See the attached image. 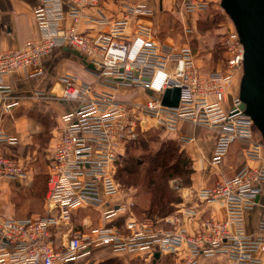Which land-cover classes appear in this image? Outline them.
Wrapping results in <instances>:
<instances>
[{
    "label": "built area",
    "instance_id": "obj_1",
    "mask_svg": "<svg viewBox=\"0 0 264 264\" xmlns=\"http://www.w3.org/2000/svg\"><path fill=\"white\" fill-rule=\"evenodd\" d=\"M99 3L43 0L34 11L38 40L22 49H0L2 111L19 104L17 97L8 102L13 92L4 85L5 78L25 69H31L30 78L44 75L43 61L56 50L78 52L107 88L99 91L66 75L58 79L63 84L59 97L34 93L37 99L47 97L69 108L61 117L50 156L47 213L20 219L0 214V264H89L98 249L146 256L150 264L169 256L182 264L218 257L233 264H264L260 256L264 252V163H248L232 178L218 179L196 193L202 204L224 205L223 221L205 218L186 206L165 219H140L136 197L126 194L116 178V166L139 132L155 128L178 133L181 121L217 133L211 168L221 166L237 142L248 144L244 149L248 161L264 162V145L254 142V121L242 109L239 95L229 92L235 78L244 74L245 48L236 28L224 43L225 69L203 74L192 48L161 42L152 23L144 21L154 15L151 8L122 3L123 18L113 22L103 15L85 16V10ZM181 4L189 14L205 13L210 7L209 0H181ZM67 20L109 26V31L91 35L94 28L89 27L81 33L67 26ZM119 88L142 90L147 99L120 100L114 93ZM173 89L180 90L178 106H165V92ZM177 141L188 144L192 138L180 135ZM18 144L15 136L2 130L0 120V178L23 183L27 170L7 153L8 147ZM184 188L174 186L179 192ZM256 208L262 209L261 216L250 229L247 220ZM87 212H97L99 223H104L94 224Z\"/></svg>",
    "mask_w": 264,
    "mask_h": 264
},
{
    "label": "crops",
    "instance_id": "obj_2",
    "mask_svg": "<svg viewBox=\"0 0 264 264\" xmlns=\"http://www.w3.org/2000/svg\"><path fill=\"white\" fill-rule=\"evenodd\" d=\"M209 1L210 7L209 10L205 12L206 14L209 11H213V9L218 8L221 2V0ZM42 2L43 0H0L1 50L22 49L27 43L38 40L39 35L37 25L34 20V11L42 4ZM122 3L132 5H146L151 8L154 15L151 18H144V21L152 23L155 33V30L157 29L156 24H158L160 18L164 16H171L172 18L181 21V23L184 25V33L187 38L192 36L195 32V15L197 13H186L183 10L181 0H100L99 6L85 10L84 14L85 16L91 18H99L101 15H103L105 18L110 20V22L120 20L124 15L121 5ZM65 24L69 27L75 26L78 32L81 33L86 32L89 27H92L94 30L90 32L91 35H96L99 32L103 33L109 31V26H87L82 22L74 24V21L72 20H67ZM187 30H191V33L190 31L187 33ZM163 43L176 46L175 44L178 42H176L175 38L169 36ZM43 66L46 72L42 76L30 78L28 73L31 71V69H25L6 77L4 80V85L13 92V96L8 97V102L12 101L11 97H17L19 100L17 107L10 110L9 112L5 110L2 111V109L0 110L2 130L5 131L9 136H15L19 141L17 146L7 148L8 154L9 151L11 153L12 151H15V149L17 150L21 145V141H23V136H27L32 132L33 128H35L31 118L26 115L28 109L34 107V103L37 104L36 101H38V99L34 97L35 92L51 94L53 97L58 96L57 94L60 92L62 94V90L57 84L56 80L66 75L76 77L79 82L83 80L82 82L95 85L96 89L99 91L107 89L98 82L97 77L93 73L94 70L85 65L84 60L79 58L73 52L67 50H56L50 56L44 59ZM241 79L242 76L238 75L231 83L229 92L232 96L239 95ZM137 91H139V94ZM114 93L116 94L117 98L124 101H129L127 99H131V96H135L136 94H138V96H143V98H138L136 96V98H133V101L145 102L147 99L144 92L139 89L119 88L115 90ZM58 104L61 108L59 117L60 121L62 115L67 110V106L65 104H61L60 102H58ZM178 129L179 132L169 134V138L174 141H177V138L180 135H185L192 138L190 143L180 145L181 149L192 161L194 172L191 177V186L180 191L183 201L182 203L178 204L179 206L177 205L176 207H178V209L180 206L191 207L197 210L198 213L203 215L205 218L214 217L223 221L225 219L224 205L222 203L202 204L197 200L196 193L204 188L212 187L218 179L232 178L244 165L248 163L254 166H261L264 162L263 160L259 162L248 161L244 154V149L248 146V144L237 142L231 147L223 164L219 167L211 168L210 160L212 158L217 133L205 127L194 125L191 122L183 121L179 122ZM202 131L204 132V137H201V135L198 134V132ZM260 136L261 135L258 133L254 134V142L264 145ZM261 212L262 209L256 208L248 217L247 223L250 229L259 220ZM85 214L89 215L92 219V222L96 225L104 223L102 220L99 223V214L97 212H90L89 214L87 212ZM10 215L11 213L4 216L13 218L12 215ZM102 252H104V254ZM97 254L105 255L107 260L112 259V256L114 257L121 255L114 254L109 249H98L90 259V263L92 262L91 260H93V258L95 259ZM260 256L264 259V252H262ZM105 258H103L101 261H104ZM98 263H100V261H98ZM179 264L182 263L179 262ZM197 264L233 263L226 260L224 257H218L215 259L200 258Z\"/></svg>",
    "mask_w": 264,
    "mask_h": 264
},
{
    "label": "rangeland",
    "instance_id": "obj_3",
    "mask_svg": "<svg viewBox=\"0 0 264 264\" xmlns=\"http://www.w3.org/2000/svg\"><path fill=\"white\" fill-rule=\"evenodd\" d=\"M195 17L196 29L194 34L188 38L185 36V28L181 21L171 16L160 18L159 23L156 24V35L162 42L171 36L178 42L175 44L177 47L189 46L192 48L197 55L198 66L203 74L224 70L227 59L224 43L228 34L235 28L233 22L220 5L207 14L197 13ZM82 81L81 83H85ZM56 82L63 90V84L58 79ZM137 92L139 94V91ZM60 94L61 92L57 94L58 97ZM138 94L127 100L133 101L136 96L143 98ZM36 102L37 104L34 103V107L28 109L26 114L31 118L35 128L30 134L23 136V141L17 150L15 149L11 153L9 151V155L19 160L23 168L27 170L28 179L23 183H17L0 178V214L11 213L13 218L43 216L47 213L50 156L59 136L61 108L56 100L47 97L38 99ZM256 133L261 135L255 128L254 134ZM198 134L204 137L203 131ZM260 137L262 138V136ZM170 141L174 140L170 139L169 134L163 130L152 128L139 132L137 140L127 146L125 155L116 166V177L126 190V194H138L137 216L142 217L143 214H150L148 210L152 195L149 191L152 188L165 189L167 196L170 195L169 189L171 188L175 191L174 198L181 197V193L175 190L174 186L186 185L191 178V171L194 172L192 162L189 163L185 154L180 155V153L176 156L180 163L173 171L164 172V169L151 171V158L163 144ZM174 142L181 144L176 140ZM131 159L135 160L136 165L132 162L133 165L127 163L126 160L130 161ZM173 162L169 161L168 164L172 166L176 161ZM178 210V207L175 206L173 214ZM102 253L104 254V252ZM105 257V255L97 254L89 264H100L107 260ZM103 258L105 260L101 261ZM111 258L114 260L111 264H150L147 262L146 256L137 254L123 253ZM177 260V258L169 256L163 258L158 264H179Z\"/></svg>",
    "mask_w": 264,
    "mask_h": 264
},
{
    "label": "water",
    "instance_id": "obj_4",
    "mask_svg": "<svg viewBox=\"0 0 264 264\" xmlns=\"http://www.w3.org/2000/svg\"><path fill=\"white\" fill-rule=\"evenodd\" d=\"M220 7L233 22L245 48L239 97L242 109L254 121L264 143V0H221ZM67 51L80 56L78 52ZM84 64L95 69L85 60ZM179 97V89L167 90L163 104L177 107ZM159 257L157 254L156 258Z\"/></svg>",
    "mask_w": 264,
    "mask_h": 264
},
{
    "label": "trees",
    "instance_id": "obj_5",
    "mask_svg": "<svg viewBox=\"0 0 264 264\" xmlns=\"http://www.w3.org/2000/svg\"><path fill=\"white\" fill-rule=\"evenodd\" d=\"M217 71H219V70H217ZM178 153H180V155L185 154L186 158L189 160V163L192 162L189 159V157L187 156V154L181 149V146L177 142L170 141L169 143L163 144L160 147V149L156 152V154L151 158V167H152L151 171L160 170V169H164V172H167L169 170L173 171L174 169H176V166L178 167V165L180 163L178 157L176 158ZM174 160L176 161V163L173 164L172 166H170V164H168V162L169 161L173 162ZM126 161L129 165L131 162L134 165H136L134 159H131L130 161L129 160H126ZM190 175L192 177V175H193L192 171H191ZM191 182H192V180L190 178V180L186 183V185L181 184V186L188 188L191 186ZM151 185H153V184L151 183ZM169 191H170V195L167 196V192L165 191V189H159V188H155V187L152 188L149 191L150 194L152 195L150 198L149 210H148L150 212V214H143V216L144 217L145 216L154 217V218H158L161 220V219H165L166 217H169L170 215H172L174 210H175V206L180 204L183 201V199L181 197L174 198L175 191H173L171 188L169 189ZM135 195H136L135 197L137 199L138 194H135ZM137 208H138V204L136 206V212H137ZM152 213H154V214H152ZM138 217L140 219H142L141 216H138ZM113 262H114L113 259H108V260H106L100 264H111Z\"/></svg>",
    "mask_w": 264,
    "mask_h": 264
}]
</instances>
